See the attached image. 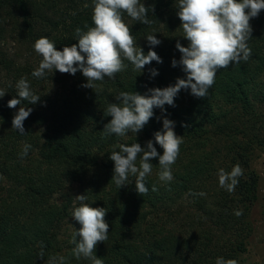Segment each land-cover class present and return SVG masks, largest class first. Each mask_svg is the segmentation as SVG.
<instances>
[{
    "label": "trees",
    "instance_id": "trees-1",
    "mask_svg": "<svg viewBox=\"0 0 264 264\" xmlns=\"http://www.w3.org/2000/svg\"><path fill=\"white\" fill-rule=\"evenodd\" d=\"M64 1L67 8L59 10L56 4L46 7L38 0H0V88L6 91L0 97V264H50L53 257L57 258L53 264H60L59 257L65 258L64 264H91L73 254L71 240L80 224L76 221L71 231L67 225L81 194L92 207L108 210V239L99 242L94 253L104 264L237 260L246 252L247 216L258 199L259 178L251 155L264 149V10L250 20L252 55L247 62L219 69L206 97L181 89L174 106L165 104L164 111L154 108L141 131L120 137L105 136L103 130L112 118L106 109L117 102L120 92L150 94V88L187 78L181 65L172 66V60L181 57L177 41L188 45L177 15L178 0H141L145 7L154 8L148 13L151 25L124 14L137 46L145 54L152 47L162 63L152 61L140 73L125 61V70L115 79L96 81L95 89L82 86L87 80L80 71L72 75L53 70L36 78L32 72L39 65L21 62L7 47L6 16L14 17L27 41L48 37L58 50L78 43L75 29L94 26L93 0ZM148 34L161 43L150 46ZM153 68L158 71L155 77L149 71ZM22 77L40 98L34 104L22 101L9 108ZM20 106L32 109L23 135L12 128ZM165 117L175 122V133L183 136L171 166L173 180H159V161L154 158L146 195L136 192L132 176L129 185L118 189L112 180L111 151L119 150L120 143L138 142L142 147L148 140L155 143L154 133L163 131ZM25 143L31 148L21 157ZM155 146L162 154L163 149ZM237 163L243 175L235 190L228 192L219 186L218 171H231ZM74 185L79 186L77 192ZM153 185L157 191L151 190ZM236 210H242V215L236 216Z\"/></svg>",
    "mask_w": 264,
    "mask_h": 264
},
{
    "label": "clouds",
    "instance_id": "clouds-1",
    "mask_svg": "<svg viewBox=\"0 0 264 264\" xmlns=\"http://www.w3.org/2000/svg\"><path fill=\"white\" fill-rule=\"evenodd\" d=\"M261 10H264V0H178L177 15L188 45L177 41L176 48L181 57L179 61L173 59L172 66L181 65L187 78H177L174 85L164 88H150V94L120 92L115 97L117 102L109 103L106 109L107 115L112 118L103 128L104 135L123 137L129 132L137 134L153 117L154 108L164 111L165 104L174 106V98L181 89H190L191 94L198 98L206 97L219 69L250 59L252 50L248 42L253 31L250 20L257 17ZM149 11L154 12V8L145 7L141 0H93L94 26L85 25L86 31L79 27L75 29L78 43L58 50L55 42L48 37H40L35 41L34 50L42 60L32 76L43 78L53 70L72 75L80 71L87 80L82 86L95 89L96 81H104L105 77L115 79L117 73L125 70V61L130 62L134 70L140 73L152 61L162 63L161 57L152 47L145 54L137 46L132 26L124 19L126 13L134 21L151 25L153 21L148 18ZM146 39L150 46L161 43L154 34H148ZM149 71L152 77L158 74L154 68ZM15 87L17 95L8 101L9 108L22 105V101L34 104L40 98L25 77L20 78ZM5 93L0 88V97ZM31 112V108L20 106L13 116L12 128L21 135L26 134L24 121ZM174 127L175 122L165 117L163 131L154 133L155 143L148 140L144 147L138 142L120 143L119 150L111 151L110 159L114 162L112 180L118 189L129 185V177L132 176L135 177L136 192L141 196L146 195L149 192L147 177L152 172L151 160L154 158L159 161V180L165 183L173 180L171 166L176 162L183 144V136L177 135ZM155 144L163 149L162 154L157 151ZM30 148L31 145L25 143L21 157L27 156ZM242 175L243 168L239 163L231 171L221 168L218 171L219 186L233 192ZM151 190L157 191L156 186L153 185ZM198 195L206 194L200 192ZM76 200L79 206L74 208L72 217L80 224V228L72 236L71 243L75 245L73 254L76 259H89L91 264H104L94 253L97 244L108 239L109 225L105 219L108 210L105 207H92L85 194L77 195ZM234 214L240 216L242 210H236ZM56 259L51 258L50 264ZM58 259L60 264H64V257ZM216 264H238V261L218 257Z\"/></svg>",
    "mask_w": 264,
    "mask_h": 264
},
{
    "label": "rangeland",
    "instance_id": "rangeland-1",
    "mask_svg": "<svg viewBox=\"0 0 264 264\" xmlns=\"http://www.w3.org/2000/svg\"><path fill=\"white\" fill-rule=\"evenodd\" d=\"M47 6L57 5V9L64 10L67 4L64 0H38ZM7 32L6 38L8 49L13 50L21 62L30 61L39 65L42 57L34 50V43L23 39L20 33L17 21H14L13 16H6ZM17 28L12 32L13 29ZM252 168L256 172L259 180L258 199L251 206L248 216V229L245 236L246 252L240 254L237 258L238 264H264V149H257L251 155ZM78 185H74V192H77ZM76 220L71 218L68 221L70 231ZM63 238L67 239L69 232Z\"/></svg>",
    "mask_w": 264,
    "mask_h": 264
}]
</instances>
